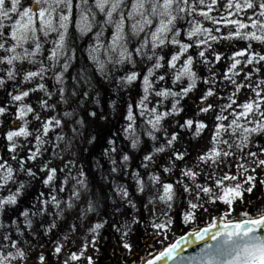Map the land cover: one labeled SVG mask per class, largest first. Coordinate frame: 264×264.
<instances>
[{
    "label": "snow or ice",
    "instance_id": "snow-or-ice-1",
    "mask_svg": "<svg viewBox=\"0 0 264 264\" xmlns=\"http://www.w3.org/2000/svg\"><path fill=\"white\" fill-rule=\"evenodd\" d=\"M218 4L219 0H132L130 5L127 0H94L91 4L89 0H0V89L6 90L9 82L13 88L12 91H6L9 99L0 106V117L9 115V106L15 109L12 116L15 130H7L3 139L6 141L4 147L11 154L10 159L18 165L14 168L9 158L0 155V214L6 213L18 203L21 190L25 188V182L19 180V174L23 173L33 179L37 177V172L31 167H25V164L37 161L47 144H51L53 155H59L56 149L65 139L62 131L55 136L54 141L46 138L50 132L63 129V118H71L73 113L64 111L62 117L60 114L42 117L41 111L55 110L56 105L49 103L54 92L43 82L28 89L22 86L37 80L51 79L58 86L56 91L60 94L59 102H67L64 95L65 74L75 58L68 46L67 36L74 9L79 17L76 26L81 35L98 27V31L93 33L94 43L88 49L89 59L96 72L105 79H111L115 72L128 66L124 75L116 77L118 84L131 86L139 82L142 94L135 104H128L125 117L127 123L123 126L125 139L131 142L132 148L140 143L141 134L147 135L153 142L157 141V133L162 131V122L183 111L182 107H178L180 101L193 92L197 88V81L202 79L198 75V66H205L208 73L202 79L207 87L199 97L196 117L212 114L210 147L197 155L191 167H181V178L175 183L162 182L155 173L148 175V181L154 190L149 202L155 203L158 200L166 205L163 220L160 223L155 220L152 222L157 235H162L171 226L173 221L170 211L181 190L186 194L187 209L182 213V220L188 223L195 220L198 211H208L205 206L209 204H224L230 215L236 202L243 203L245 194H251L257 183L264 186V178L258 179L255 175L258 169L264 172V145L253 140L254 136H264V79H253V75L258 77L261 67H264V0H227L222 7H218ZM93 9L104 15L102 24H97ZM213 11L221 14L213 16ZM241 12L251 13L246 17L250 23L232 18L238 17ZM204 21L217 27H206ZM221 25L229 28V32L218 36L216 33H221ZM108 27L113 32L106 38ZM185 39L188 42H184ZM220 40L243 41L246 47L225 56L212 47L213 43ZM133 43L136 44L134 48L130 47ZM254 43L261 46L260 51L253 48ZM45 45L50 47L45 49ZM168 48L174 50L166 55L165 50ZM190 49L195 50L194 54H189ZM137 58L141 63L145 60L152 62L143 75L136 70ZM221 61L225 62L226 68L219 73L218 79V73L213 69ZM258 65L261 67H257ZM249 66H252L250 70L244 72L243 69ZM169 74L173 85L180 84L175 91L165 87L166 76ZM73 79L90 85L89 78L83 73L79 78ZM217 84L223 85L225 89L230 87L231 91L227 95H221ZM36 92L43 93L38 99L39 111L25 102L31 93ZM241 93L245 96L242 101L239 99ZM165 100L170 101V108H166ZM29 114L32 121L38 122L32 130L29 129ZM138 117L143 120L142 126L138 125ZM16 121L22 123L15 124ZM2 123L0 121V126ZM176 123L180 124V129L191 130L194 137H200L203 130L209 127L196 118ZM72 132L78 134L75 127ZM179 135V130L170 135L165 132L164 143L154 146L152 153L143 157L141 167L147 169L148 162L156 164L154 156L165 153L166 149L169 151L167 166H163L164 173L171 172L178 161H185L187 149L173 147ZM32 140L35 141L34 144ZM70 143L69 140L61 151L67 149ZM109 144L114 145L115 140H109ZM251 147H255L257 151H252ZM18 149L27 150L25 158L19 157ZM110 151L115 152L116 148L113 147ZM60 158L63 159L62 156ZM129 159L127 154L122 157L124 162ZM111 162L113 165L117 163L115 159ZM72 167L74 164L71 160L65 162L59 171L64 172L65 168L68 171L57 186L54 183L57 169L42 163L40 171L45 173L42 183L49 187L50 199H44L45 194L40 193L32 206L35 210L20 213L24 218L23 224L29 229L32 226L30 215L42 216L46 212L52 215L49 206L57 209L56 215H62L64 209L61 205L72 208L74 201L79 200L81 190L87 189L82 178L84 173L81 171L72 175ZM116 170L113 167L112 171ZM133 178L138 192L143 193L145 181L141 174L135 171ZM69 180L75 181L69 189V198L58 199L57 193L65 191ZM117 192L122 199L129 197L125 187H119ZM127 202L135 207L131 200ZM36 203L40 207H36ZM92 210L93 204L89 198L87 207L81 209V218ZM242 215L244 219L240 222L227 223L222 232L212 234L211 238L217 241L215 246L209 244L199 257L189 259L198 261L199 264H264V211L254 217L249 216L246 211ZM104 223L106 221L96 223L91 232L97 233L104 227ZM132 223H137L135 217L132 218ZM13 226L18 236L23 237L24 232L15 220L7 226L0 223V229H11ZM55 227L53 222L48 231ZM210 231L211 229L205 228L193 235L204 240ZM123 235H127V232ZM12 237L13 231H0V264H26L27 253L21 247V240ZM64 239L67 240L68 237L65 236ZM184 242H188L186 237ZM23 243L27 244L28 241L24 240ZM123 247L131 250L128 243H124ZM179 247L180 242L173 244L160 253L156 260H175L174 253L179 251ZM62 248L63 245L57 241L52 251L60 255ZM81 255L82 253H72L63 264H69V260L78 261ZM37 259L39 264H46L43 253ZM87 259L92 264L91 257ZM156 260H148L147 264H156Z\"/></svg>",
    "mask_w": 264,
    "mask_h": 264
},
{
    "label": "rangeland",
    "instance_id": "rangeland-1",
    "mask_svg": "<svg viewBox=\"0 0 264 264\" xmlns=\"http://www.w3.org/2000/svg\"><path fill=\"white\" fill-rule=\"evenodd\" d=\"M101 15H103L101 13ZM104 17V15H103ZM78 14H77V21H78ZM105 19V17H104ZM113 32V29L111 27H108L106 29L105 35L111 36ZM241 41L238 40H232V41H225L220 40L219 43H213L212 47L221 53H224L225 56L230 54L233 51L239 50L240 47L237 45H240ZM258 45V44H257ZM260 46V45H258ZM50 47V45H45V49ZM261 48V46H260ZM174 49H172L173 51ZM159 51V50H158ZM46 53V52H45ZM165 54L167 55V49L165 50ZM47 55V54H45ZM150 62V61H148ZM151 63L149 66L151 67ZM27 66V65H26ZM226 68L225 62L221 61L216 65V67L213 69V71H216L218 73V79H219V73H221L222 68ZM243 67V66H240ZM261 67V66H257ZM125 71L128 70V66H124ZM251 67L244 68V72H248ZM163 71V69L161 70ZM147 72V69L141 72L143 75ZM198 75L203 79L208 76V73L205 69V66H201L198 68ZM168 76H166L167 79ZM261 78L264 79V67H261V71L259 73V76L253 75V79ZM202 79L197 81V88L193 90V92L189 93L188 96H186L183 100L180 101V104L178 107H182L183 111L179 113V115H174L172 117H168L165 119V121L162 122L161 128L162 131L157 133V141L153 142L150 138H148L146 141H141L136 148H133L129 153H114L112 151H107L108 157H106V163L107 166L113 167L116 166V164L120 165V169L122 165L125 167V171L128 172V167L130 164L134 161L140 162L141 164L144 163L143 157L147 154H151L154 146H160V144L164 143V133L167 132L169 135L173 132L179 130L180 135L178 137V140L174 142L173 147L178 149H187L188 156L186 157V160L183 162H177L176 167L173 168V170L169 173L163 172V166H167V155L168 151L166 149L165 153H159L154 156V159L156 160V164L149 163L148 168H154L153 173L160 176L162 182H169L170 178L180 179V169L181 167H191L193 163L196 160V157L198 154H202L206 149L210 147L209 140L211 137V128L213 125L212 120V114H201L199 117H196V112L198 110L197 105L199 103V97L202 93V91L207 87V85H204L202 83ZM239 79V77H237ZM43 82V81H33L30 84H24L22 87L24 89H28L31 87H35L37 83ZM138 83V89H136V84ZM165 83V82H161ZM227 84V82H225ZM134 89L133 91L127 96L126 98V104L124 107V112L122 114V119L119 122H114L111 127L108 128V131L105 132V135L103 136L101 140V144L99 147L103 150H108V148H113L112 145L109 144V140H115L114 136H112L111 130L115 127L114 130L119 131V133L125 138L123 134V126L127 123L125 120L126 114H127V107L129 103L135 104L141 96V88L139 86V82H136L133 84ZM160 85H157L159 87ZM216 87L220 89L221 95H227L229 91H231V88L225 89L224 86L217 84ZM13 88L11 86V82H9L6 85V90L0 89V102L2 100L7 101L9 98L6 95V91H12ZM39 93H31L28 98H26V101L30 102V105L39 111V108L36 107V103L38 105V98ZM4 98V99H3ZM239 99L242 101L245 99V96L243 93L240 94ZM164 104L166 108H170V101L165 100ZM190 104V105H189ZM3 103H1L0 106H2ZM15 114V109L11 108L9 106V115L0 117V121H2V126H0V155H3L6 157L5 153H3L4 145L6 144V141L3 139L4 134L7 130H15V125L12 121V116ZM41 115H43V112H41ZM196 118L200 121H203L208 124V128L203 130L200 137H194L191 130L185 128L180 129V124L176 123L178 120H186V119H193ZM22 122L16 121L15 124H21ZM183 123V122H180ZM38 122L32 121L29 124V129H35ZM117 133V132H115ZM31 138V137H30ZM29 138V139H30ZM48 139V137H47ZM121 139V138H120ZM119 139V140H120ZM254 142H257L261 145H264V136L260 139L258 136L253 137ZM259 141V142H258ZM122 141L115 140V144L120 145ZM51 146V144H49ZM52 149V147H51ZM43 150V149H42ZM252 151H257L255 147H251ZM20 151V157L21 159L25 158L27 153V150H19ZM58 151V149H57ZM65 151V150H64ZM67 152V151H66ZM127 154L129 156V161L124 162L122 160L123 155ZM163 154V155H162ZM64 155V152H62L59 155H56L51 161V158L46 159L47 162H44L43 158L45 157L44 151H42V155L38 157L37 161H28L25 165H28L32 168L33 171L37 172V177L35 179L32 178V189L30 192L29 202L31 207L36 202V197L40 193H44V199H50L48 193H49V187L45 186L42 181L45 177V173L40 171V166L42 163H47L49 167H53L57 169V178L54 180L55 184L59 186V181L62 178V175L68 171L67 168L64 169V172H60L59 170L61 167L59 166V163L61 162L63 165L66 161L71 160L75 167H81L80 163L82 161H85V156H79L78 158L73 157L70 155V153H66L64 155L63 159L60 158V156ZM76 158V159H75ZM80 158V159H79ZM142 158V159H141ZM112 159L116 160V164H112ZM35 166V167H34ZM206 167V166H203ZM215 169V166H213ZM72 175H76L73 170ZM136 170H132L131 174L133 175V172ZM117 174V172H116ZM119 174V172H118ZM219 174V173H218ZM255 175L259 178H264V172L261 170H257V173ZM131 177V176H130ZM126 179V178H125ZM122 180V179H121ZM188 182V181H185ZM72 184H74L73 180H70L67 185H65V191L59 192L63 196H67L68 190L71 188ZM124 187V186H122ZM127 188V187H125ZM183 195V193H181ZM186 196V194H185ZM128 201V197L125 199ZM135 207H130L129 210L124 209L121 215V226H120V242L118 244L117 235L113 237L116 239V241H109L106 238V236H103L102 232L93 233L91 232V228L94 226L92 222H89L87 227L85 228V231L80 232L81 226L83 223L79 219V222L71 223L68 219H64L63 215H56V208L53 206H49V210H53L52 215H48L47 212L44 215L37 216L34 223H32L31 228H26L27 235L31 236L32 239H30V246L32 247L31 250H25L27 253V261L26 264H39V261L37 259L38 255L43 253L46 257V264H63L64 260L68 259V256L72 253H76L78 255H81V259L78 261H71L69 260V264H89L88 257H91L92 264H128L131 262H138L140 259H142L144 256L152 253L153 251L157 250L160 247H163L170 243L175 237L183 233L185 230L192 228L194 226L207 224L211 221L212 217L222 213L225 215L226 219H232V218H241L243 217V212H248L249 216H254L256 214H259L260 211H264V186H261L259 183H257L254 191L251 194H245L244 202L241 203L240 201H237L236 204L233 206L234 210L231 211V214H227V206H225L222 203L217 204H209L205 207L208 209V211L200 210L197 212L196 218L193 222L185 223L182 220V213L186 211L185 201L183 203L177 199L174 204L173 208L170 211V216L172 217V224L171 226L162 234L157 235L156 229L153 228L152 222L155 220L156 223H160L163 220V212L166 209V205L163 204V202L156 201L155 203H150L149 200L147 203L142 205H136ZM128 205V204H127ZM36 207H40V204L36 203ZM32 210H35L32 207ZM135 217L137 220V223H132V218ZM23 217L19 214L16 218H14V215L12 213H9V210L6 213L0 214V223H3L5 226L10 225L13 220L16 221L17 224L20 223L23 224ZM55 222L56 227L51 228L50 231L48 229L50 228L51 224ZM102 223L101 221H99ZM117 220L114 219L112 227L115 228ZM24 225V224H23ZM26 226V225H25ZM2 232L7 231H15V226H13L11 229L8 227H5L4 229H0ZM124 232H127V235H123ZM35 233V235H33ZM67 236L68 239L65 240L64 237ZM34 238V239H33ZM59 242L61 245H63L62 252L64 253L63 256L56 255L52 251L55 247V242ZM94 241V243H93ZM124 243H128L130 245L131 250L126 249L123 247ZM24 250V248H23Z\"/></svg>",
    "mask_w": 264,
    "mask_h": 264
},
{
    "label": "trees",
    "instance_id": "trees-1",
    "mask_svg": "<svg viewBox=\"0 0 264 264\" xmlns=\"http://www.w3.org/2000/svg\"><path fill=\"white\" fill-rule=\"evenodd\" d=\"M93 2L94 0H89L90 4ZM127 2L130 5L132 3V0H127ZM226 3L227 0H219L218 7H222ZM93 11L96 12L97 24H102L104 21L103 15H101V13L97 9H93ZM220 14L221 13L217 11H213L211 13V15L213 16H218ZM250 14V12H241L239 13L238 17L232 18H240L244 22L250 23V21L246 19L247 15ZM76 17L77 12L74 9L73 18L70 23L67 36L68 46L75 56L67 73L65 74L66 83L64 85V95L67 102H59L60 94L58 91H56V88L58 86L55 85L53 80H43V83H45L46 87L50 91L54 92V95L49 100V103L55 104L56 107L54 111H41L43 112V115L41 116L51 117L60 114V116L62 117L64 111L72 112L73 116L71 118H63V129H57L56 132H50L48 139L54 141L55 136L62 131L65 139L63 142L60 143V147L57 148L58 151L56 149V152H60V154L64 152V155H66V153L68 152L70 153V155L76 158H78L79 156H85V161H82L80 163L81 167L76 168L75 164L73 163L74 167H72L71 170H73L75 174L81 171L84 173V176L82 178L87 184V189L81 190V196L78 201H74V206L72 208H66L65 205H61V207L64 209L62 214L64 219L66 220L69 218L68 220L70 221V226L71 223L79 222L80 219L82 221L81 223H83L80 232L85 231V228L87 227L89 222H92L93 225H95L96 223H100L99 221H106V223H104V227L99 229V232H102L103 236H106L108 242L116 241V239H114L113 237L117 235V242L119 244L120 232L117 231V229H120L121 226L120 218L123 210H129L131 205L125 199L121 198V195L117 192V189L122 186L127 187L126 190L129 192L128 200H131L133 203H136V205H142L147 203L149 197L152 196L154 192L153 188L151 187V182L148 181V175L153 174L154 168L145 169L141 167V163L137 161H134L130 164L127 169L128 172L125 171L124 165H122L120 169V165L116 164L115 168L117 170L115 172L112 171L111 167L107 166L106 157H108V153L106 154V150L100 149L101 147H99V145L101 144V140L105 135V132L108 131V128L111 127L114 122H119L122 119V114L124 112L123 109L126 104V98L133 91L134 85L127 86L118 84L116 77L124 75V73L126 72L125 68H123L122 71L115 72L114 76L111 79H105L98 72H96L94 66L92 65L89 59L88 49L89 46L94 43L93 33L98 31V27H94L93 31L86 35H81L76 26ZM181 24H183V22H181ZM204 25L206 27H217L207 21H204ZM184 27H186V25H184ZM220 27L221 33H216L218 36L222 34H227L229 32V28H224L222 25ZM105 37L107 38L108 36L105 35ZM184 42L188 41L185 39ZM135 46V43L130 45V47L132 48H134ZM237 46L242 49L246 47V43L241 41L240 45ZM253 48L257 51L261 50L260 46L255 43L253 44ZM171 51L172 48L167 49V53H170ZM194 52L195 50L193 49L189 50V54H194ZM45 54H47V52ZM262 54H264V52H262ZM137 60L138 62L136 70L142 72L145 69H148V67H150V62H148L147 60L142 63L139 61V58H137ZM201 66L203 65H199L198 68ZM224 70L225 68L223 67L220 72H223ZM81 73H83L86 77L89 78L90 85H86L83 81L77 82V80L73 79L74 77L79 78ZM166 82L167 83L165 84V87L172 88V90L174 91L180 87L179 83L176 85L172 84L171 74L168 75ZM136 89H138V83L136 84ZM73 92H75V95H73ZM42 95L43 93L40 92L39 98ZM4 102L6 101L2 100L0 102V105ZM25 102L30 103L28 101ZM36 107H38L37 103ZM91 113H95L96 115L92 116L90 115ZM28 119L31 121V114H29ZM76 121H82V123L78 124L76 123ZM178 121L183 122L184 119ZM137 122L138 125H143L142 118L138 117ZM73 127L77 129L78 134H74L72 132ZM114 129L115 127L113 128V130H111L112 136H114L115 140L122 141L120 145H112L116 148V151L114 153H129L131 150H133L131 142L125 139L119 133V131H116ZM262 137L263 136H258L259 141ZM148 138L149 137L147 135L141 134L140 142L146 141ZM69 140L71 141L70 146L65 149V151H61V149H64L65 144H67ZM32 143L34 144L35 141L32 140ZM42 151H44L45 154V157L43 158L44 162H47L46 159L48 158H51L52 161V159L56 157V155H53L51 146L49 144L45 145ZM108 151H110V147L108 148ZM3 153H5L6 158H9V162L14 168L18 167L16 161H12L10 159L11 154L8 153L6 147L3 148ZM64 155H62V157H64ZM231 159L232 158H230V160ZM25 167L29 166L25 165ZM58 167L63 168L64 165L60 162ZM132 170L138 171L141 174V178L145 181V190L143 193H140L137 190L136 182L133 178V175L131 174ZM63 177L64 174L62 175V178ZM19 180L25 182V188L21 190V195L20 197H18L17 205L11 206V208L9 209V213H12L14 215V218H16L18 214L20 215V213L24 210H30V213L31 211H34L32 210L28 199L30 197V194L32 193L30 191L33 190L31 185L32 178L25 176L23 173H20ZM169 180L170 183H175L177 179L170 178ZM61 181L62 179L59 181V183H61ZM181 193L182 190L178 195L177 199H179L183 203V201H185L186 196L185 194L182 195ZM57 196L58 199L67 200L69 198V192H67V196H63L61 193L58 192ZM89 198H91L92 200L93 210L89 211L87 215L84 216L82 219L80 215L81 209L87 207V201ZM117 209H119V211H117ZM53 210L55 211V209H53L52 207V213ZM37 216L30 215L32 223L35 222ZM114 219L117 220L115 228L112 227ZM20 223L21 222H19V225ZM20 227L21 230L24 232L23 237H19L18 234L14 231L12 239H20L21 247L22 249L24 248V251L31 250L32 247L30 246V239H32V237L27 235V231L25 230L28 227L23 224H21ZM24 240L28 241V243L24 244ZM5 250L7 251L8 249ZM12 251L15 250L12 249ZM63 254L64 253L62 252L61 256H63Z\"/></svg>",
    "mask_w": 264,
    "mask_h": 264
},
{
    "label": "water",
    "instance_id": "water-1",
    "mask_svg": "<svg viewBox=\"0 0 264 264\" xmlns=\"http://www.w3.org/2000/svg\"><path fill=\"white\" fill-rule=\"evenodd\" d=\"M258 215V214H256ZM254 215V216H256ZM252 216V217H254ZM244 217L241 218H232L226 219L225 215L219 213L212 217L211 221L207 224L194 226L185 230L183 233L175 237L170 243L167 245L158 248L157 250L153 251L152 253L144 256L138 262H131L128 264H147L148 260H156V257L160 255V253L166 251L168 247H171L173 244L180 242L179 251L174 253L176 259L165 258L161 260H156V264H199V262H193L189 258L191 257H199L203 251V249L211 244L215 246L217 244L216 240H213L212 234L216 232H222L224 230V225L227 223H238ZM215 225V227H213ZM205 228L211 229V231L207 234V237L204 240H199L196 238L193 233H198L203 231ZM187 238V243L184 242V238ZM184 257L185 259L181 260L180 258Z\"/></svg>",
    "mask_w": 264,
    "mask_h": 264
}]
</instances>
